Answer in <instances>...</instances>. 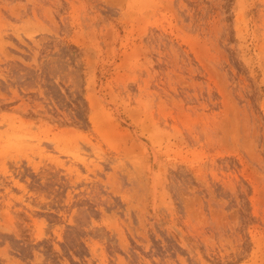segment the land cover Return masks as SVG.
Instances as JSON below:
<instances>
[{
	"label": "rangeland",
	"instance_id": "1",
	"mask_svg": "<svg viewBox=\"0 0 264 264\" xmlns=\"http://www.w3.org/2000/svg\"><path fill=\"white\" fill-rule=\"evenodd\" d=\"M0 264H264V0H0Z\"/></svg>",
	"mask_w": 264,
	"mask_h": 264
}]
</instances>
